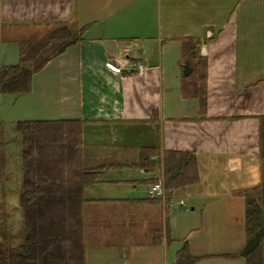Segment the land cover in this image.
<instances>
[{
  "label": "crops",
  "instance_id": "crops-1",
  "mask_svg": "<svg viewBox=\"0 0 264 264\" xmlns=\"http://www.w3.org/2000/svg\"><path fill=\"white\" fill-rule=\"evenodd\" d=\"M0 18L11 27H32L16 37L0 33V68L7 65L3 45L8 55L9 45L44 39L58 27H86L80 41L35 73L41 85L33 86L32 78L29 92L42 88L39 99L48 105L43 113L54 118L48 120L83 121L84 158L88 167L103 170L100 182L83 192L85 264L170 262L172 238L161 201L117 197L134 194L141 181L163 180L165 150L194 153L199 175L168 200L226 201L213 216L239 212L245 228L243 192L261 178L264 0H0ZM187 38L199 40L206 60L204 113L199 99L182 90ZM138 61L147 68L141 74L109 67ZM132 136L140 141L129 143ZM145 147L155 149L156 165L136 167ZM127 168L144 173L141 181L132 174L116 178L115 171ZM104 251L108 255L99 258Z\"/></svg>",
  "mask_w": 264,
  "mask_h": 264
},
{
  "label": "trees",
  "instance_id": "trees-1",
  "mask_svg": "<svg viewBox=\"0 0 264 264\" xmlns=\"http://www.w3.org/2000/svg\"><path fill=\"white\" fill-rule=\"evenodd\" d=\"M85 29L71 32L62 26L44 39L19 42V62L0 68V95L29 93L33 75L80 41ZM199 44L195 38L183 40L180 71L183 94L197 97L204 113L207 66L205 58L199 55ZM259 122L261 178L256 186L243 192L246 239L241 250L226 254L231 259L243 258L245 264H264V116ZM82 128L83 121L79 119L15 123L14 131L22 147V177L18 207L14 209L4 201L7 192L1 185L7 177L3 172V158H0V264H85L83 192L86 187L100 182L103 170L88 167L83 155ZM2 146L0 143V151ZM154 154V148H142L135 166L150 168L156 165L151 159ZM162 162L168 199L197 182L199 175L194 153L165 150ZM16 210L20 214L15 232L10 219ZM202 258L193 256L185 243L177 252L175 264H194Z\"/></svg>",
  "mask_w": 264,
  "mask_h": 264
},
{
  "label": "rangeland",
  "instance_id": "rangeland-1",
  "mask_svg": "<svg viewBox=\"0 0 264 264\" xmlns=\"http://www.w3.org/2000/svg\"><path fill=\"white\" fill-rule=\"evenodd\" d=\"M31 28V25L28 24L11 27V25H7L0 18V33L2 32L4 36H20L21 34L30 32L29 30ZM26 37L27 39L32 38L31 36ZM7 47V45H3L2 49L3 54L6 56V63L7 65H16L19 62L18 45L17 43L9 45L8 55H6ZM1 48L2 44L0 51ZM174 66L178 68V62ZM174 66H172L171 70ZM32 78L33 86L37 87L41 85L40 76H35L34 74ZM41 91L42 88L39 87V90L36 89L32 94L15 95L6 93L0 95V123L2 126L0 143L3 145L0 151V158H3L1 160L4 167L3 172L7 177L3 179L1 189L5 193L7 192L4 198L5 203L14 209L18 207V195L22 177L20 155L22 147L20 145V139L15 134L14 125L17 121L54 119L48 118L53 116H48V114L45 115L43 113L48 109V105L39 99ZM51 94L57 96L58 92L53 89ZM29 95L33 97L30 99ZM54 106L55 104H53ZM86 139L89 141L88 137ZM138 141L140 139L137 136L129 138V143H138ZM130 147L133 149L136 148L135 144L130 145ZM131 148L129 149L131 150ZM114 173L117 174L116 178L118 179L128 178L130 174H132L130 176L131 178H137L139 180L144 176V173H138L135 168L121 169ZM148 184L146 185L145 182L141 181L134 190V194L125 196L126 194L119 192V196L117 197L130 199L137 197L145 199ZM180 200L183 201L184 205L179 203ZM161 204L165 211L164 204L162 202ZM226 205H228L226 201L205 200L204 198L175 197L170 200L166 212L168 220L166 228H169L172 238V241H167V246L169 247L167 249L168 260H170L168 264L171 262L175 264L176 254L183 248L185 243H187L188 250L193 256L204 257L194 264H245L242 258L231 259L226 256V254H235L241 250L245 243L244 223L242 224L244 215L237 212L232 216H226L222 213L213 216L216 208H225ZM191 207H193V210H191ZM18 214H20V211L16 210L13 213L14 216L12 215L13 217L10 219L15 232L19 225ZM107 255V251L101 252L99 258Z\"/></svg>",
  "mask_w": 264,
  "mask_h": 264
},
{
  "label": "built area",
  "instance_id": "built-area-1",
  "mask_svg": "<svg viewBox=\"0 0 264 264\" xmlns=\"http://www.w3.org/2000/svg\"><path fill=\"white\" fill-rule=\"evenodd\" d=\"M109 67H111L114 71H120L122 69L135 70L138 74L143 73L147 69L146 65L142 62H137L136 64L126 63V66L123 67H116V66H109ZM147 195L151 199H164L165 191L162 182L158 181L150 185L147 190Z\"/></svg>",
  "mask_w": 264,
  "mask_h": 264
}]
</instances>
